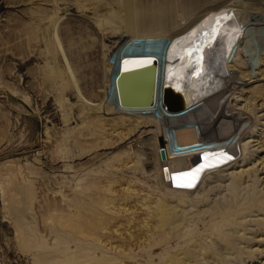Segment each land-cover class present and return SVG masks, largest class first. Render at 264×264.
<instances>
[{"label":"rangeland","instance_id":"374dc122","mask_svg":"<svg viewBox=\"0 0 264 264\" xmlns=\"http://www.w3.org/2000/svg\"><path fill=\"white\" fill-rule=\"evenodd\" d=\"M233 4L242 22L264 15V0H0V264H264V175L240 177L264 153L235 166V142L232 152L163 162L159 124L136 126L105 105L118 48L158 52ZM261 29L250 32L251 56L241 45L246 78L264 70ZM55 33L98 108L65 73ZM258 105L241 134L264 123ZM161 200L176 207L179 228L145 240Z\"/></svg>","mask_w":264,"mask_h":264},{"label":"bare ground","instance_id":"6f19581e","mask_svg":"<svg viewBox=\"0 0 264 264\" xmlns=\"http://www.w3.org/2000/svg\"><path fill=\"white\" fill-rule=\"evenodd\" d=\"M55 3L57 4V2ZM234 4L233 6L229 5L224 8L208 12L183 33L173 37L169 41L166 40L167 43L159 52H142L141 44L139 42L138 43L140 45L131 43L133 41H130V43L127 44L125 43L124 46L118 48L114 54L112 53L113 55L108 60L109 74L112 72V77L108 81L111 87L110 98L105 102V105L109 109L112 108V110H114L118 115L124 117L123 119L128 122H137L136 126L140 125L141 120L147 119L158 124L155 114L160 112L162 107L165 105L162 99L161 90V97L159 96L156 107L146 112L122 109L118 106L115 99L116 97L112 95L113 77L117 71L119 62L122 59L153 57L158 60L159 66L163 68V77L166 84L180 92L187 102V107L202 102L196 121L200 126L201 137L220 146V149L217 152H232L231 150L236 142L241 148L242 158L238 160L234 157L235 155H232V157H234L232 160L235 162V166L241 161L244 163L248 161V156L253 158L256 154H263L264 129H260L258 126H264V123L262 122L264 121V114L259 117V123L262 122V125H251V127L243 134H241V132L244 130L243 128L250 119L248 115L255 113L253 111L255 103L259 104L258 106L261 110L260 112L264 110V99L255 100L252 104V102L246 98V95L251 92L260 95L264 94V84H258L264 82V70L261 71V67L259 68L258 75L261 76L259 79H256L254 75L257 74L254 72L252 74L253 77L250 76V78H246L242 69L244 70L249 64L244 61H240L239 59L241 58V45L245 47L246 44L245 49L247 50V55H252L250 38L254 36H251L253 34L250 32L253 30V27H262L261 30L264 31V15H252L251 20L242 22L237 16V10L235 9ZM136 7L137 6L134 4H129L126 7V12L129 14L127 16H129L131 20L135 19L134 11ZM114 17L115 18L113 19H120L118 16ZM132 24L130 26V32L135 33L134 31L136 27ZM259 39L258 41L261 40ZM263 41L264 38L260 42L262 43ZM143 42L145 41L143 40ZM54 44L56 48L59 47L62 52L66 64L65 73L68 75L70 80L71 78L74 80L76 86L75 89L77 90L79 97L91 107L98 108L100 105L90 102L83 96L75 78L74 70L59 39L58 33H55ZM112 59L115 60V62L112 63ZM258 65L259 63L256 62V66ZM148 66L156 68L157 62H134L129 59L124 64V70L125 72H129L135 69L139 74L143 75L149 73ZM119 83V89L122 94L121 81ZM254 84L258 85L253 86ZM153 104L154 101L152 100L149 105L152 106ZM178 135L179 140L183 143H190L198 140V133L195 130L181 128ZM237 137H239V139ZM155 138L160 140L164 139V136L161 134L157 135ZM160 146L161 144L158 142L159 157L162 161V148H160ZM168 160V162L173 161L170 158H168ZM253 165L254 166H252V168L246 170L243 169L241 171V180H243L244 175H247L246 177H249V179L255 176L257 177V180H260L259 174L264 175V157L260 159L259 163H254ZM258 165L263 168H258ZM246 166H248V163L247 165L243 164L241 167L244 168ZM250 173L252 174L250 175ZM153 214L157 223L154 224V230L151 228L149 231L150 234L153 233L152 235L148 232L144 233L145 240H150L154 235L159 233L166 234L167 230L172 227H174V229L177 227L179 228L180 219H178L179 217L177 215L176 207L170 205L169 202H163L162 200L159 201L156 208H154ZM146 223L150 225L149 221ZM169 263L187 264L186 259H180L179 257H175L170 260Z\"/></svg>","mask_w":264,"mask_h":264},{"label":"water","instance_id":"95a60500","mask_svg":"<svg viewBox=\"0 0 264 264\" xmlns=\"http://www.w3.org/2000/svg\"><path fill=\"white\" fill-rule=\"evenodd\" d=\"M134 62L156 61V68L148 66V74H139L135 69L125 72L124 64L127 60ZM122 84V94L119 89L120 82ZM163 86L162 99L169 111L177 112L183 110L186 106V100L180 92L166 84L163 77V68L159 66V62L153 57L126 58L119 62L117 71L113 77L112 95H114L120 108L129 111H146L152 110L158 104V98L161 97V87ZM154 101L152 106L149 105ZM162 149L165 147L164 139L160 140ZM163 162L168 161L165 150L161 152Z\"/></svg>","mask_w":264,"mask_h":264},{"label":"built area","instance_id":"2783aa9c","mask_svg":"<svg viewBox=\"0 0 264 264\" xmlns=\"http://www.w3.org/2000/svg\"><path fill=\"white\" fill-rule=\"evenodd\" d=\"M151 43L154 45L156 42L152 40ZM113 62L115 60L112 59ZM161 92L163 95V86L161 87ZM201 106L202 102H199L181 111L172 112L164 105V107L161 106L162 110L155 114L156 121L160 125L165 141V147L162 150L166 151L168 158L180 160L217 152L220 149L218 144L201 137L200 126L196 121ZM181 128L195 130L198 133V140L190 143L181 142L178 135Z\"/></svg>","mask_w":264,"mask_h":264},{"label":"clouds","instance_id":"9594fccd","mask_svg":"<svg viewBox=\"0 0 264 264\" xmlns=\"http://www.w3.org/2000/svg\"><path fill=\"white\" fill-rule=\"evenodd\" d=\"M159 51H160V50H159ZM159 51H158V52H159Z\"/></svg>","mask_w":264,"mask_h":264}]
</instances>
